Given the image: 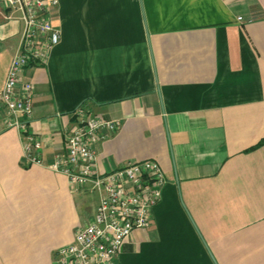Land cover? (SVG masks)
<instances>
[{
    "label": "crops",
    "instance_id": "1",
    "mask_svg": "<svg viewBox=\"0 0 264 264\" xmlns=\"http://www.w3.org/2000/svg\"><path fill=\"white\" fill-rule=\"evenodd\" d=\"M52 23L59 42L24 71L41 164L0 114V264H57L96 209L46 167L78 106L120 121L96 173L149 159L165 175L116 264H264V0H58ZM20 28L0 3V88Z\"/></svg>",
    "mask_w": 264,
    "mask_h": 264
},
{
    "label": "built area",
    "instance_id": "2",
    "mask_svg": "<svg viewBox=\"0 0 264 264\" xmlns=\"http://www.w3.org/2000/svg\"><path fill=\"white\" fill-rule=\"evenodd\" d=\"M7 9L20 13L21 28L0 88V114L6 128L18 130L24 138L26 160L41 164V143L28 128L34 85L25 68L46 61L60 40L52 23V10L58 0H0ZM8 17V16H7ZM76 119L64 138V151L46 164L64 174L71 189L89 186L99 194L94 213L79 227L70 243L57 248V264H116L124 240L134 229L147 228L153 207L161 197L165 175L155 160L128 161L112 171L95 172L98 141L109 137L120 125L118 119H105L85 107L74 111Z\"/></svg>",
    "mask_w": 264,
    "mask_h": 264
}]
</instances>
